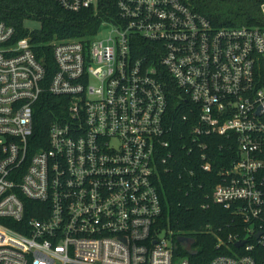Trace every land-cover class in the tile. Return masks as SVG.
<instances>
[{
  "label": "built area",
  "instance_id": "2783aa9c",
  "mask_svg": "<svg viewBox=\"0 0 264 264\" xmlns=\"http://www.w3.org/2000/svg\"><path fill=\"white\" fill-rule=\"evenodd\" d=\"M47 1L72 13L110 5ZM115 11L89 41L53 45L49 83L30 37L0 21V264H191L177 254L189 245L156 229L158 170L176 161L169 79L201 169L214 168V139L236 146L212 198L241 231L223 243L232 255L206 264H264V27H216L180 0H117ZM46 93L66 99L67 116L32 152Z\"/></svg>",
  "mask_w": 264,
  "mask_h": 264
},
{
  "label": "trees",
  "instance_id": "16d2710c",
  "mask_svg": "<svg viewBox=\"0 0 264 264\" xmlns=\"http://www.w3.org/2000/svg\"><path fill=\"white\" fill-rule=\"evenodd\" d=\"M193 12L202 15L216 27L263 28L262 5L264 0H180ZM95 13L92 10L72 13L47 0H3L0 2V21L13 26L18 38L30 37L36 55L47 71V83L56 73L53 45L67 41H89L98 33L103 22L115 17L117 0ZM37 21L40 28L30 30L26 21ZM140 48V55L153 57L149 44ZM171 120L175 140L173 153L176 161L170 171L159 168L156 181L161 194L163 213L156 229L172 233L174 241L186 237L190 241L188 250L180 248L177 254L187 258L191 264H206L223 255H232L233 247L223 245L231 235L241 231V220L234 210L214 203L213 192L219 182L223 168L230 166L236 157V146L231 142L214 139L212 157L214 168L204 172L197 158L189 154L186 142L191 126L189 118L183 120L189 110L180 109L181 98L174 82L169 79ZM186 108L189 106L185 100ZM183 104V105H184ZM68 106L62 97L44 94L36 106L34 135L30 141L32 152L48 146L50 127L67 116ZM187 143V144H186ZM220 144L222 149H220ZM30 210L39 208L36 203L26 201ZM28 209V212H29ZM31 216V215H30ZM27 220L29 214H27ZM8 226L21 231L18 226ZM234 251V250H233Z\"/></svg>",
  "mask_w": 264,
  "mask_h": 264
},
{
  "label": "rangeland",
  "instance_id": "374dc122",
  "mask_svg": "<svg viewBox=\"0 0 264 264\" xmlns=\"http://www.w3.org/2000/svg\"><path fill=\"white\" fill-rule=\"evenodd\" d=\"M25 26L30 29V30H37L40 28V23L37 22V21H26L25 22ZM110 33V30H102L100 33H99V36L98 38L99 39H104L105 37H107Z\"/></svg>",
  "mask_w": 264,
  "mask_h": 264
},
{
  "label": "water",
  "instance_id": "95a60500",
  "mask_svg": "<svg viewBox=\"0 0 264 264\" xmlns=\"http://www.w3.org/2000/svg\"><path fill=\"white\" fill-rule=\"evenodd\" d=\"M178 242L183 245V246H187L188 245V238L186 237H179L178 238ZM242 246V244H237L236 247L240 248Z\"/></svg>",
  "mask_w": 264,
  "mask_h": 264
},
{
  "label": "flooded vegetation",
  "instance_id": "af4514ba",
  "mask_svg": "<svg viewBox=\"0 0 264 264\" xmlns=\"http://www.w3.org/2000/svg\"><path fill=\"white\" fill-rule=\"evenodd\" d=\"M188 245H190V241H189V239H188Z\"/></svg>",
  "mask_w": 264,
  "mask_h": 264
}]
</instances>
